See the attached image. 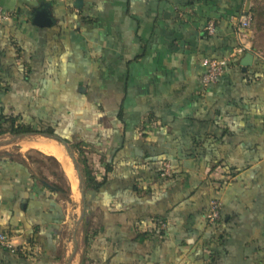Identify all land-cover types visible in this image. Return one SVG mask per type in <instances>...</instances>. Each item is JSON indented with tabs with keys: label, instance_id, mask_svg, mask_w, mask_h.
I'll list each match as a JSON object with an SVG mask.
<instances>
[{
	"label": "crops",
	"instance_id": "obj_1",
	"mask_svg": "<svg viewBox=\"0 0 264 264\" xmlns=\"http://www.w3.org/2000/svg\"><path fill=\"white\" fill-rule=\"evenodd\" d=\"M0 6L11 14L0 25V106L86 147L98 179L111 163L107 183L86 198L87 229L102 230L85 264H264V79L241 74L246 52L216 84L201 86L204 60L226 59L239 46L244 11L254 19L241 41L264 64V0ZM39 13L44 26L33 23ZM26 157L25 166L0 165V233L17 249L0 246V264H65L68 201L49 175L37 180ZM160 162L171 167L168 182L157 178ZM212 199L221 203L215 227L205 220ZM153 217L166 223L163 235L135 241ZM80 243L83 251L82 233Z\"/></svg>",
	"mask_w": 264,
	"mask_h": 264
},
{
	"label": "trees",
	"instance_id": "obj_2",
	"mask_svg": "<svg viewBox=\"0 0 264 264\" xmlns=\"http://www.w3.org/2000/svg\"><path fill=\"white\" fill-rule=\"evenodd\" d=\"M250 14L252 15V19H254V11L251 9ZM206 34V33H205ZM240 64V63H239ZM241 70V69H240ZM241 74L245 76V79H248L251 81L258 79H264V64L254 60L252 63V66L246 70L245 72L241 71ZM23 114L20 113H14L13 111H9L3 106H0V137L4 135H10L12 137L16 136H22V135H40V136H54L59 137L61 140H63L68 145V152L71 154V150H73L76 153L75 161L77 163L81 178H82V184L85 191V214L82 219V244H83V251L80 256V262L79 264H85V262L89 259V257H86L85 254H88L90 251V248L92 246L91 241L94 236H98L100 231L96 230H89L88 231V221L87 216L91 212V209L88 208L86 204V198L88 196V192L96 193L98 192L108 181L107 173L111 171L110 165L111 163H105V174L100 177V179L97 178L96 174L94 173L93 169L89 166L88 161L84 155V152L82 149L86 148L81 146L80 143L77 142H71L70 140L62 137L59 132L55 130V126H51L48 122H41L38 121L36 124L25 122L23 120ZM117 119H119L120 122H122V114L120 112H117ZM39 155V159L41 162L49 163L51 164V167H45L48 169L49 173L48 175L52 178H60L64 184L65 189L63 190L58 184L51 183V188L53 192L59 194L63 199L67 200L69 199L71 193H70V186L69 183L64 176L63 171L61 170V167L59 163L53 158V157H47L43 155ZM3 157L8 158L7 160H0V165L5 166L7 163L14 164H20L25 166V160L21 158V156H17L12 159V156L10 154L4 153L2 154ZM27 160L29 162H33V158L31 155H27ZM168 166L170 169V172L168 175H164L165 166ZM56 170V173L54 172ZM158 168V174L157 178L160 179L161 182H168L173 178L171 167L166 162H160ZM38 181L41 183H46L45 177H40V179L37 178ZM43 182H42V181ZM208 211V210H207ZM160 224L165 225L166 229V223L163 219L158 217L150 218L147 222L146 228L143 230V232H139L136 234L135 241L143 242L145 240H149L154 237L162 236L164 230H160L158 227ZM1 234L4 235L2 232ZM133 241V242H135Z\"/></svg>",
	"mask_w": 264,
	"mask_h": 264
},
{
	"label": "rangeland",
	"instance_id": "obj_3",
	"mask_svg": "<svg viewBox=\"0 0 264 264\" xmlns=\"http://www.w3.org/2000/svg\"><path fill=\"white\" fill-rule=\"evenodd\" d=\"M263 3V2H261ZM261 20V19H260ZM264 39V37L262 38ZM259 46H261V54L260 57H262L264 59V44H258ZM251 53V51L249 52ZM50 121V120H48ZM45 140H50L48 138H45L44 136H40V135H29L27 137H24L22 139H18V140H13V137L10 135H4L2 137H0V155L4 154V153H8L12 156H27V155H31L33 158V168L35 169V173L37 172V175L40 177H44L48 176V169H46L45 167H51V164L49 163H44L41 162V160L39 159V155L37 153H29V151H33L36 150L38 151L35 147H33L34 143L37 142H41V141H45ZM53 141V140H50ZM58 145V144H57ZM59 147H61L62 149H64L61 145H58ZM34 151V152H36ZM65 151V150H64ZM71 155L76 158V153L71 150ZM66 154V153H65ZM86 156L91 159L90 163L93 166V162L92 160L93 157L89 154L86 153ZM69 163L71 164V161L69 160L68 156L66 155ZM72 167V164H71ZM53 169V168H51ZM55 170V169H53ZM73 170V178H74V182H71V179L68 178L67 174L64 171L65 177L68 181V183L70 184V190H71V196L70 199H67L66 201H68V206H69V220H68V226L67 229H65V234L68 238V250H69V256L73 251V242H72V232L74 230V222L76 221V218L78 217V210H79V193H78V188H77V176H76V171L74 170V168L72 167ZM40 172V173H39ZM56 173V170L54 171ZM43 174V176L41 175ZM52 182L58 184L63 190L65 189V184L64 182L60 179V178H52ZM82 222L79 223L77 230L75 231V241H76V249H75V255H74V264H76V262L78 261V258L80 256V253L82 251V245L80 243V238H81V227H82ZM68 230V231H67ZM69 256L67 257V259L69 258ZM67 261V260H66ZM72 262V263H73Z\"/></svg>",
	"mask_w": 264,
	"mask_h": 264
},
{
	"label": "built area",
	"instance_id": "obj_4",
	"mask_svg": "<svg viewBox=\"0 0 264 264\" xmlns=\"http://www.w3.org/2000/svg\"><path fill=\"white\" fill-rule=\"evenodd\" d=\"M11 14L3 10L0 6V25L10 21ZM253 19L250 12L244 11L236 21V34L240 40L239 46L234 50L233 54L222 60H204V65L206 67V71L201 76V86L206 88L208 86L214 85L218 82V80L223 76L225 71L227 70L231 61L246 52L251 51V47L249 44L242 43L241 38L244 37L251 31ZM215 22L208 21L205 25L204 31L207 36H213L215 33ZM243 39V38H242ZM170 172L169 167L165 166L164 175H168ZM205 220L207 224L211 227H215L221 220V203L219 200L212 199L208 205V211L205 215ZM160 230L165 229L164 224H160L158 227ZM0 246L12 254L17 252L16 247L13 245L11 238L0 233Z\"/></svg>",
	"mask_w": 264,
	"mask_h": 264
},
{
	"label": "water",
	"instance_id": "obj_5",
	"mask_svg": "<svg viewBox=\"0 0 264 264\" xmlns=\"http://www.w3.org/2000/svg\"><path fill=\"white\" fill-rule=\"evenodd\" d=\"M77 3L79 5V3H81V0H77ZM48 22H49V19L46 18V16L43 13H39V14L35 15L34 20H33V23L36 26H44ZM252 63H253V55L251 53L245 54L244 57L240 61V66L242 67V71L245 72L247 68L252 66ZM24 137H27V135L13 137V140L22 139ZM44 137L48 138L50 140H53L54 142L58 143L59 145H61L64 148L66 155L69 157L71 164H72L74 170L76 171V176H77V180H78L77 188H78V192H79V203H80L79 214H78V217L76 218V221L74 222V230L72 232L73 251L70 254L67 261L65 262V264H70L74 258L75 249H76L75 231L77 230V227H78L79 223L82 221L84 214H85V191H84V187L82 184V178H81L77 163H76L74 157L71 154H69V152H68V145L63 140H61L59 137H54V136L51 137V136H46V135Z\"/></svg>",
	"mask_w": 264,
	"mask_h": 264
},
{
	"label": "bare ground",
	"instance_id": "obj_6",
	"mask_svg": "<svg viewBox=\"0 0 264 264\" xmlns=\"http://www.w3.org/2000/svg\"><path fill=\"white\" fill-rule=\"evenodd\" d=\"M47 141H41V142L34 143L33 147H35L38 151L42 152L43 154L55 157L60 162V164L62 165V168L65 171V173L67 174L68 178L71 179V182L72 181L74 182L73 170H72L73 166L71 167V164L69 163V161L66 157L64 149H62L58 145H55V144L47 142ZM77 182H78V180H77ZM77 185H78V183H77Z\"/></svg>",
	"mask_w": 264,
	"mask_h": 264
}]
</instances>
